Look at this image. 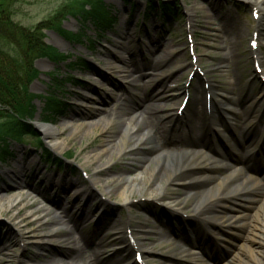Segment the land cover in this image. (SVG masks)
<instances>
[{"label":"rangeland","instance_id":"1","mask_svg":"<svg viewBox=\"0 0 264 264\" xmlns=\"http://www.w3.org/2000/svg\"><path fill=\"white\" fill-rule=\"evenodd\" d=\"M78 1L81 0H16L12 5L13 19L20 25L32 27L37 22L59 12L62 8H65L63 13L76 11L77 4L75 3ZM101 1L115 15L111 29L103 34H95L94 28L87 24L86 21L82 22L79 15H65L60 20V27L70 32H82L86 38L80 37L79 41H69L52 29L44 30V42L46 44L51 45L60 54H64L65 59L69 58L77 61L74 57L81 55V57L85 58L88 66H83L78 61L76 67L70 68L71 66L66 65L64 58L58 62L38 58L34 61V67L39 75L29 85L31 93L35 95L43 94L51 88V84L54 82L53 79H58L59 81L61 78L66 77L64 74L68 72L74 79L77 78L78 82L77 84L73 82V85L71 83L65 84L60 91L58 90V93H62L61 96L67 104V108L64 110V114L57 117L54 123L64 121L69 124V122L76 119L85 120V122L92 120L97 122V126L91 128L87 136L82 138L76 134L70 138L66 137L68 129H65L60 134V138L66 137V146L63 151L59 152H55L49 147L48 140L44 139L40 132L38 135L44 139L54 158L56 157L54 162L47 160L42 155L36 146L33 136H23L19 140H11L9 146L13 151V159L8 161L6 165L0 164V193L9 194L13 192L12 185L15 180L21 181L27 188H30L28 187L30 185L42 187L43 190L55 187L52 193L49 194V199L52 196L55 204L53 205V210H49L47 220L49 221V216L55 215V213L63 215L59 210L60 206L64 205L67 209V215L70 214L72 221H75V226L66 223V226L71 229V239L69 238L68 242H64L62 239L54 241H46L44 239L39 243L26 241L22 243L20 234L7 221L12 213L2 211L0 219L3 220L5 226L0 227V244H6V248L0 251V264H46L51 258L66 261L70 259V255L74 256L72 254L74 246L83 244H86L89 249L95 248L99 252H104L101 258L110 255L114 250H118L120 253L119 257H121V261L118 264H130L133 262V254L137 250L136 247L127 252L124 250V244L120 243L119 240L113 241V244L109 246H102L100 249L94 245L96 234L105 231L110 233L111 223L119 219L120 221H126L129 215L132 216V220L129 225L130 228L126 229L127 233L129 234L131 229H135L134 227L142 226L143 231H145V235L142 237L143 243L151 246L157 252L155 257H145L143 250H140L145 264H183L182 259L176 257L174 245L178 241L174 238H176L175 235L180 228L183 226L188 227V225L185 224L186 221L179 219L175 212L167 210L164 215L158 213L159 207L156 206L162 207L165 202L162 204V202L154 199H148L144 195V192L147 191L145 188L140 193H132L130 197L134 199V204L128 210L116 202L119 199L114 195L110 199L107 196L102 197L101 187L98 182L96 184L90 183V178L94 174L95 164H98L99 160L85 164V156L93 150L105 147L118 135L121 128L115 125L103 132L99 127V113L87 114L91 109L86 105L88 98L90 97L97 104L102 100V105L105 108H110V104L114 103L111 105V109L115 112L120 111L119 108L122 103L130 108V111H139L144 104L140 100L150 96L154 89L162 85L160 82L151 83L150 77L153 66L159 72L165 65L174 60L172 59L175 57L174 54L176 57H180V66L176 77L167 79L164 85L169 86L172 91L178 88H188L184 95L188 97L187 103L193 93V87L197 83H201L197 80L204 76L214 77L222 90L230 91L225 78L221 77L219 73L211 71L212 67L217 66V61H221L226 69L235 68L241 73L243 83L237 89L232 90V94L242 97L245 93L244 88L246 85L254 88V91H257L259 86V82L255 77L251 81L252 86L247 83V80L252 79L253 76H261L260 73L254 70V62L251 59L253 49L249 47V40L255 32V26L264 22V17L258 20L257 10L250 9L251 5L244 0H154L155 2L178 3L181 8L180 14L174 17L162 16L161 2H159V7H155V10H148L146 16L144 14L146 13L149 0ZM186 7L193 8L190 16L186 12ZM142 13L144 14L142 15ZM253 13L257 16L254 17ZM140 19H142L141 23H139ZM123 34L128 35L127 38L123 39ZM258 38L257 48H254V50H259L261 56H264V28ZM120 41L123 46H120ZM109 52H113L115 55L124 57L127 60L128 57H131L132 63L116 61L118 68L131 71V76L125 79L119 73L110 71L105 60L106 54ZM137 52H139L138 55L136 54ZM165 52H167V55L165 56L166 58H163ZM197 57H199V63L193 66V69L189 72V65ZM134 63H137L139 67L138 72H132L134 65H136ZM69 68L70 70L67 71ZM200 70L201 72H199ZM189 74H192L191 79H188ZM138 75L142 76L136 83L134 78L137 79ZM104 79L107 80V84ZM188 82L189 85L186 86ZM108 93L109 96L106 97ZM116 94L121 95L118 102H115L113 98ZM172 95H175L173 105L168 102H157L160 103L163 116H170L176 108H179L184 98L183 95L177 97V91L174 94L172 93ZM124 98L126 102L122 101ZM33 105L35 113L31 123L35 128L36 121L44 122L43 117L45 115L42 111L41 98H34ZM150 107L152 106L150 105ZM175 119L176 117L173 118L170 124L169 133L172 130V124ZM199 120L189 123L181 122L179 124L181 127L178 125L173 126V130L175 127L178 134L185 138H199L201 134L199 132L195 133L190 128L194 124L199 123ZM202 122L201 120L200 123ZM188 128L192 130L191 133H188ZM243 140L244 142H249L250 134L243 135ZM133 143V141H130L127 146ZM120 145H122L121 142ZM142 148L143 150L139 153L131 150L130 155L111 157V160L113 159L112 165L102 174L101 179L107 178L106 184L113 188L115 185L111 184L112 179H108L109 175L136 172L141 165L140 162L146 164L145 161L152 154L151 145ZM217 148L222 154L227 155L229 153L230 156V150L224 141L219 142ZM206 150L210 154L217 156L216 148L212 144H208ZM235 155H238V153L236 152ZM63 156L64 158H70L66 161L64 160L60 165L58 160ZM20 158H24L29 163L28 168L23 169L17 177L13 176L11 179L3 176L2 173L4 171L11 174ZM150 166L152 168L154 164L151 163ZM259 172L260 175L264 176V167ZM196 182L193 188L189 190H183L172 182L171 185L163 189V193L167 198L178 197L183 194L192 195L193 197L187 198L184 210L185 213L190 214L189 206L195 203L197 196L208 187L204 181ZM81 186L83 188L79 189ZM76 189H79L78 192L73 193ZM54 190L55 193L53 194ZM40 197L42 198L41 195H37L34 198L29 197L28 200L39 201ZM46 198H48V195L43 198L44 201L48 202L49 199ZM37 201L23 207L17 215H24L27 210L35 206ZM148 211H154V215H149ZM191 220L189 219L187 222ZM25 223L29 227H33L32 222L25 221ZM167 225L171 226V229L166 227ZM122 230L124 231L125 229L123 228ZM39 231L40 233H45L48 231V226L40 228ZM211 235L213 237L208 236L213 240L215 234L212 233ZM242 235L243 231L241 230L232 232L229 237L231 240H228L229 244L232 247H237L242 240ZM221 250L223 251V249ZM171 253L173 254L171 255ZM209 257L220 258L221 256L216 251L214 255Z\"/></svg>","mask_w":264,"mask_h":264},{"label":"bare ground","instance_id":"2","mask_svg":"<svg viewBox=\"0 0 264 264\" xmlns=\"http://www.w3.org/2000/svg\"><path fill=\"white\" fill-rule=\"evenodd\" d=\"M244 1L251 5L250 9L257 10L258 20L264 17V0ZM185 9L190 16L193 8L186 7ZM263 28L264 22L255 26L253 35H256V39L261 35ZM127 36L123 34L122 38H127ZM119 43L123 46L121 41ZM260 53L259 50H253L251 59L262 67L261 76H253L252 79L247 80L248 85H251V81L254 77L256 78L259 82L257 91L246 85L242 97L232 94V90L237 89L243 83L241 73L235 68L226 69L221 61H217V66L212 67L211 71L225 78L230 91L222 90L214 77L204 76L197 80L201 83L193 87L189 102L181 112L179 108H176L170 116H163L160 103L157 102H168L173 105L175 95L172 93L177 91V97H179L184 96L188 91V88H178L172 91L169 86L164 85L167 79L176 77L180 66V57L174 54L175 57L172 58L174 60L159 72L153 66L151 83L160 82L162 85L152 90L150 96L140 100L144 104L139 111H130V108L122 103L120 111L115 112L111 109L114 103L110 104V108H105L102 100L97 104L90 97L87 101L89 104L86 103L91 108L88 115L94 112L99 113V127L103 132L115 125L121 128L118 135L105 147L93 150L85 156V164L99 160V163L95 164L90 183L98 182L102 197L107 196L110 199L114 195L120 200L116 202L128 210L134 204V199L130 197L132 193H140L146 188L144 195L148 199H154L162 204L165 202L164 205L171 211L194 219L197 222L196 225L183 226L174 238L178 241L174 245L176 257L181 258L183 264H264V176L259 172L264 167V56ZM136 54L138 55L139 52ZM166 55L167 52L163 54V58H166ZM130 58L128 57L127 60L109 52L105 60L111 72H117L126 79L131 76V71L124 68L119 69L116 61L132 63ZM198 63L199 57L189 65V72ZM134 64L136 65L132 72H138L139 67L137 63ZM141 76L134 78V82L137 83ZM104 81L107 84V80L104 79ZM107 96L109 93L106 94ZM120 96L117 94L113 96L115 102L120 100ZM122 101L126 102V99ZM174 117L176 119L169 133ZM194 120H199V123L190 128L195 133L201 134L199 138H185L178 134L175 127L173 130V126L181 127L179 125L181 122L189 123ZM201 120L202 123H200ZM36 125L44 139L48 140L49 146L55 152H59L63 151L66 146V137L70 138L75 134L81 138L85 137L91 128L97 126V122L76 119L69 124L64 121L54 124L36 121ZM65 129H68L66 137L60 138V134ZM191 129H187L188 133H191ZM247 134H250V141L244 142L243 135ZM130 141L134 143L127 146ZM223 141L230 150V156L229 153L222 154L217 148L219 142ZM208 144L216 148L217 156L206 150ZM147 145H151L152 154L145 161L146 164L140 162L141 165L136 172L109 175L108 179H112L111 184L115 185L113 188L106 184L107 178L101 179L102 174L112 165L111 157L130 155L131 150L139 153L143 150L142 147ZM236 152L238 155H235ZM151 163L154 164L152 168ZM28 164L24 158H20L11 174L4 171L2 175L9 179L13 176L17 177L23 169L28 168ZM200 181H204L208 187L197 196L195 203L189 206L190 214L185 213L184 210L187 198L193 197L192 195L183 194L167 198L163 193V189L172 182L183 190H189L193 188L195 182ZM12 186L13 192L0 193V218L2 211L12 213L7 221L20 234L22 243L25 241L39 243L44 239L46 241L62 239L68 242L69 238L71 239V229L66 226V223L75 226V221H72L70 214L67 215L64 205L60 206L59 210L63 215L55 213L49 216V221L47 220L48 212L53 210L55 204L52 196L49 199V194L55 187L43 190L42 187L33 185L27 188L17 180ZM81 188L83 187L79 189ZM79 189L73 193H77ZM37 195H41L42 198L40 197L39 201L34 200L37 201L35 206L27 210L24 215L18 216V212L23 207L34 202L28 198H34ZM46 195H48L46 198L49 199L48 202L43 199ZM212 207L215 210L211 209ZM131 220L132 216L129 215L126 221L119 219L111 223L110 233L105 231L96 234L94 238L96 248L109 246L113 244V241L119 240L124 244V250L127 252L136 247L137 250H143L145 257H155L156 250L143 243L142 237L145 231L142 226L134 227L135 229L127 233L126 229L130 228ZM25 221L32 222L33 227H29ZM45 226H48V231L40 233V228ZM166 227L171 229L169 225ZM236 230L243 231L242 240L237 247H232L228 240H231L229 237ZM211 233L215 234L213 240L208 236ZM5 248L6 244L1 243L0 251ZM73 250L74 256L70 255V259L65 261L51 258L46 264H118L121 261L118 250H114L104 258H101L104 252H99L95 248L89 249L86 244L74 246ZM216 251L220 254V258L209 257ZM130 264L137 263L133 260Z\"/></svg>","mask_w":264,"mask_h":264},{"label":"trees","instance_id":"3","mask_svg":"<svg viewBox=\"0 0 264 264\" xmlns=\"http://www.w3.org/2000/svg\"><path fill=\"white\" fill-rule=\"evenodd\" d=\"M16 0H0V162L5 163L11 159V149L9 142L18 140L23 136H35L40 148L48 159L50 153L42 145V141L34 132L31 124L35 109L33 99H42V111L45 115L43 121L54 123L57 117L64 114L67 104L64 102L61 88L65 84L73 82L77 84V79L71 75L53 79L51 88L43 94L35 95L29 91V85L39 75L34 67V61L38 58H45L52 62L65 59L64 54L57 52L51 45L44 42V30L52 29L70 41H79L84 37L82 32H70L60 27V20L65 15H79L82 22L86 21L95 34H103L111 29L115 20V15L111 13L101 0H81L76 2V11H66L62 8L51 17L39 21L32 27H25L18 24L13 19L12 5ZM165 13L172 15L180 14V8L171 5H161ZM88 7V8H86ZM152 9V7H151ZM174 15V16H175ZM73 59L66 58L65 62L70 68L79 64L87 66L86 61L76 55ZM70 68L67 70L69 71Z\"/></svg>","mask_w":264,"mask_h":264},{"label":"water","instance_id":"4","mask_svg":"<svg viewBox=\"0 0 264 264\" xmlns=\"http://www.w3.org/2000/svg\"><path fill=\"white\" fill-rule=\"evenodd\" d=\"M150 1H153L152 2V4H153V6L154 7H159V2H161V1H157V2H155L154 0H150ZM174 2H161L160 4L161 5H163V6H165V5H167V4H170V5H172ZM35 131L38 133V134H40V130L37 128V125H36V123H35ZM29 187H32L31 185L29 186ZM156 207H159V211H158V213H160V214H162V215H164L165 214V211H169V212H171V210H169L168 208H167V206H156ZM173 212V211H172ZM148 214L149 215H154V211H148ZM177 215H178V218L179 219H181V220H183V221H186V220H189V219H192V218H190V217H187V216H185V215H182V214H180V213H176ZM191 221H193V222H191ZM189 223L191 224V225H196V222H194L195 220L194 219H192ZM5 226V223L3 222V220H1L0 219V227L2 228V227H4ZM1 228H0V230H1Z\"/></svg>","mask_w":264,"mask_h":264}]
</instances>
